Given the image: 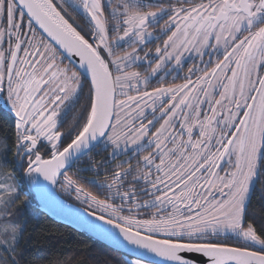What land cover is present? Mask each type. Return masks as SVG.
Segmentation results:
<instances>
[{
    "label": "snow or ice",
    "instance_id": "6c2138e0",
    "mask_svg": "<svg viewBox=\"0 0 264 264\" xmlns=\"http://www.w3.org/2000/svg\"><path fill=\"white\" fill-rule=\"evenodd\" d=\"M0 112V264H113L50 185L116 264H264V0H0Z\"/></svg>",
    "mask_w": 264,
    "mask_h": 264
},
{
    "label": "trees",
    "instance_id": "16d2710c",
    "mask_svg": "<svg viewBox=\"0 0 264 264\" xmlns=\"http://www.w3.org/2000/svg\"><path fill=\"white\" fill-rule=\"evenodd\" d=\"M4 118V113L0 112V120H3ZM82 182L85 183V185L89 187L92 191H97L94 186L88 185L86 181ZM60 196L64 198L62 195ZM65 200L76 204L72 200ZM76 205L83 207L80 204ZM32 211L36 212L37 215H39L40 217V224L44 230L42 239H44L47 243L51 245V253L53 255L71 256L74 253H78L79 250L87 248L99 260H103L105 257L112 258L113 264H116V262L121 261L125 258L124 253L113 250L106 244L98 241L92 236L86 234L85 232L77 230L68 224L56 220L47 212L42 210L39 205L38 211L37 207H34Z\"/></svg>",
    "mask_w": 264,
    "mask_h": 264
},
{
    "label": "water",
    "instance_id": "95a60500",
    "mask_svg": "<svg viewBox=\"0 0 264 264\" xmlns=\"http://www.w3.org/2000/svg\"><path fill=\"white\" fill-rule=\"evenodd\" d=\"M52 189V198H42L39 194H37V201H39V206L42 210L47 212L50 216L55 218L58 221H61L65 224L72 226L73 228L85 232L86 234L92 236L98 241L106 244L113 250H116V246L110 244L108 240L102 239L97 236L94 232L91 231L89 225L87 223L82 222L81 214L83 213L84 208L80 207L76 204H73L60 196L58 193V185L49 186ZM89 219H93L89 217ZM96 223H102L100 221H96ZM118 252L124 253L126 250H116Z\"/></svg>",
    "mask_w": 264,
    "mask_h": 264
},
{
    "label": "rangeland",
    "instance_id": "374dc122",
    "mask_svg": "<svg viewBox=\"0 0 264 264\" xmlns=\"http://www.w3.org/2000/svg\"><path fill=\"white\" fill-rule=\"evenodd\" d=\"M53 2L55 3L56 2V0H53ZM69 11L71 12V9H69ZM73 16H77V14L76 13H74V12H72L71 13ZM77 19L79 20V17L77 16ZM82 22V21H81ZM92 173H90V172H84V173H81V176H83L85 179L83 180V181H86L87 182V180L89 179V178H91L92 177ZM58 193L60 194V195H62L65 199H68V200H72L73 202H75L76 204H80V205H82L79 201H77V200H75V198H74V195H72V196H69L68 194H66L64 191H62L61 189H60V187L58 186ZM83 207H84V205H82ZM81 207V206H80Z\"/></svg>",
    "mask_w": 264,
    "mask_h": 264
}]
</instances>
